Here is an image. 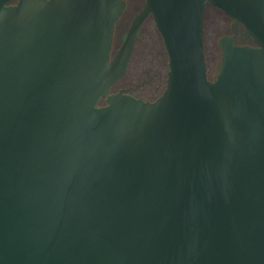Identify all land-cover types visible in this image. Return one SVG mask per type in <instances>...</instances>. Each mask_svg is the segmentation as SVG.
Listing matches in <instances>:
<instances>
[{"label": "water", "instance_id": "obj_1", "mask_svg": "<svg viewBox=\"0 0 264 264\" xmlns=\"http://www.w3.org/2000/svg\"><path fill=\"white\" fill-rule=\"evenodd\" d=\"M207 4L255 43L213 79ZM123 5L0 0V264H264V0H145L110 57ZM149 13L165 87L110 92Z\"/></svg>", "mask_w": 264, "mask_h": 264}, {"label": "rangeland", "instance_id": "obj_2", "mask_svg": "<svg viewBox=\"0 0 264 264\" xmlns=\"http://www.w3.org/2000/svg\"><path fill=\"white\" fill-rule=\"evenodd\" d=\"M203 20V50L206 70L215 76L218 71L221 50L218 45L220 35L230 32V23L219 8L208 4ZM168 56L163 39L155 23L142 25L135 41L133 54L127 70L114 85L113 90L125 87L133 95L152 99L165 86L168 70ZM100 104L103 100L99 101Z\"/></svg>", "mask_w": 264, "mask_h": 264}, {"label": "flooded vegetation", "instance_id": "obj_3", "mask_svg": "<svg viewBox=\"0 0 264 264\" xmlns=\"http://www.w3.org/2000/svg\"><path fill=\"white\" fill-rule=\"evenodd\" d=\"M123 1H124V5L122 6V9L119 11L117 17L115 18V20L113 22V29H112V36H111V48H110V54H109L110 57L114 56V54L116 53L117 49L123 43V41H124V39H125V37L127 35L128 29H129V27H130L135 15L141 12V10L143 9L144 2H145V0H123ZM204 17H205V14H204ZM226 17L228 18L229 23H230V32H227V33H229V34L233 33V31L231 29V25L235 24L237 26V32L235 34V42L236 43H238V44H252V45L255 44L254 40H253V38L251 36H245L244 28L239 22H236L234 19L230 18L227 15H226ZM151 22L155 23L154 18H153L151 13L145 15L142 18V20H141V22H140V24H139V26H138V28L136 30L135 39H134V45H135V41H136V39L138 37V33L140 32V30L142 28V25L143 24L149 25V23H151ZM134 45H133V49H134ZM133 49H132L131 54H130V59H131V56L133 54ZM130 59H129V61H130ZM206 72H207V70H206ZM216 74H217V72H216ZM216 74H215V76H216ZM215 76L209 75L207 73V77L209 79H213ZM115 83L111 86L110 92H116V91H119V90H123V91H125V92H127L129 94H132L128 89H126L123 86L118 87L117 90L114 91L113 87H114ZM134 96H136V95H134ZM136 97L142 98L140 96H136ZM154 98H152V99H154ZM101 100H103V103L105 102V98H101Z\"/></svg>", "mask_w": 264, "mask_h": 264}, {"label": "trees", "instance_id": "obj_4", "mask_svg": "<svg viewBox=\"0 0 264 264\" xmlns=\"http://www.w3.org/2000/svg\"><path fill=\"white\" fill-rule=\"evenodd\" d=\"M162 90H163V89H162ZM160 93H161V92H160ZM160 93H159V94H160ZM159 94H157V95H159ZM157 95H156V96H157ZM156 96H155V97H156Z\"/></svg>", "mask_w": 264, "mask_h": 264}]
</instances>
